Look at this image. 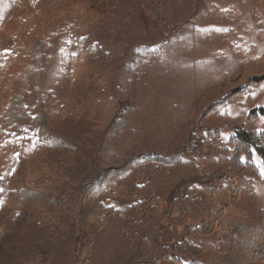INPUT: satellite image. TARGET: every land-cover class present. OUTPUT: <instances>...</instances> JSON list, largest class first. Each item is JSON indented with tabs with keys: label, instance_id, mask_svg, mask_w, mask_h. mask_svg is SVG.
Segmentation results:
<instances>
[{
	"label": "rangeland",
	"instance_id": "1",
	"mask_svg": "<svg viewBox=\"0 0 264 264\" xmlns=\"http://www.w3.org/2000/svg\"><path fill=\"white\" fill-rule=\"evenodd\" d=\"M33 38L50 44L41 86L51 115L45 126L67 147L54 148L28 122L0 131V264H124L132 257L177 264L173 256L188 264L192 255L176 251L182 240L199 248L204 264H223L216 235L196 233L198 208L166 211H178L170 193L194 170L249 176L228 158L238 128L264 131V0H0V71L25 70ZM1 80L0 126L10 105ZM92 90L123 119L106 147L83 101ZM36 99L32 85L24 96L32 115ZM211 146L217 147L210 155ZM143 152L182 158L136 170L155 190L146 212L115 188L101 198L108 206L104 226L75 213L84 185L100 170ZM240 160L248 161L244 152ZM249 160L260 177L231 205L253 217L264 210V161L256 149ZM24 173L34 187L61 198L58 220L17 211L8 221L12 206H1L2 178L11 177L10 187Z\"/></svg>",
	"mask_w": 264,
	"mask_h": 264
},
{
	"label": "trees",
	"instance_id": "2",
	"mask_svg": "<svg viewBox=\"0 0 264 264\" xmlns=\"http://www.w3.org/2000/svg\"><path fill=\"white\" fill-rule=\"evenodd\" d=\"M39 26V23H36L33 29L39 31ZM49 49L48 39L33 38V43L27 46L30 65L25 70L1 69L0 77L3 79L1 84L10 98V105L2 115L0 131L6 128H17L21 123L28 122L30 126L38 128L40 139L44 141L49 139L51 142L53 140V147L59 149L67 145L52 135L45 126L50 112H46L41 90L44 76L43 64ZM32 85L35 86L37 96L33 108L34 115L24 104V96ZM96 93L97 90H92L87 97L83 98V101L92 110L88 116H91L94 121V129L102 132V144L106 147L119 134L123 127V119H117L115 110L108 108L100 99L94 98ZM209 131L212 132L214 139H217L218 132L212 129ZM263 140L264 131H244L240 128L233 138L235 150L233 158H228V161L247 168L249 176L243 172H229L227 169L209 174H200L194 170L192 176L180 179L170 193V204L178 199L179 208L176 213H173V209L170 212L168 208L166 213L183 215L198 208L201 211L202 222L196 233L204 236L216 235V250L221 254L223 264H261L264 261V210L249 217L244 211L231 205L232 199H237L241 194L249 192L254 177H260L258 167L249 159H251L253 149H256L264 161ZM216 147H209L207 153L211 155ZM242 152L245 153L247 162L240 160ZM117 161L120 162L119 165L100 170L81 191L80 203L75 213L80 217L83 216L84 219L93 221L98 227L104 226L108 214V206L101 201L102 197L115 193L122 197H135L138 199L137 205L141 207V212H146L145 205L154 198L155 190L150 179L139 175L136 170L150 162L176 165L182 161V158L180 156L167 158L143 152L136 156L122 157ZM25 173L20 174L16 180H11L10 187L7 180L11 177L2 178L3 201L1 206L3 209L12 206V211L7 214L8 221L13 222L17 219V211L19 215L20 211H24L31 217L38 213L46 218L58 220L63 211L61 198L50 196L44 190L34 187ZM141 178L144 179L142 183L139 182ZM117 181L121 183L119 187L116 184ZM187 185L186 192L183 193ZM115 188L118 189L112 194ZM151 207L153 211H157V206ZM72 226L75 230V218H72ZM176 251L180 254L192 255L193 259L188 264H204L199 248L186 240L177 244ZM134 259L136 260V257H132L124 264H143L134 262ZM172 259L177 264L182 263L180 258L173 256ZM149 264H158V262L150 261Z\"/></svg>",
	"mask_w": 264,
	"mask_h": 264
}]
</instances>
